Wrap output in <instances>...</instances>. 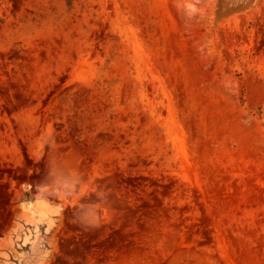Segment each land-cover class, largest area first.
<instances>
[{
  "label": "rangeland",
  "instance_id": "obj_1",
  "mask_svg": "<svg viewBox=\"0 0 264 264\" xmlns=\"http://www.w3.org/2000/svg\"><path fill=\"white\" fill-rule=\"evenodd\" d=\"M0 264H264V0H0Z\"/></svg>",
  "mask_w": 264,
  "mask_h": 264
}]
</instances>
